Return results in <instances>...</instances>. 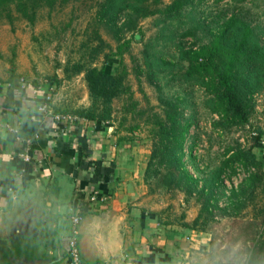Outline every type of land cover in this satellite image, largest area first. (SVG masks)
Segmentation results:
<instances>
[{"label": "rangeland", "instance_id": "obj_1", "mask_svg": "<svg viewBox=\"0 0 264 264\" xmlns=\"http://www.w3.org/2000/svg\"><path fill=\"white\" fill-rule=\"evenodd\" d=\"M172 1L161 0L163 13L139 20L135 29L129 2L116 8L121 12V29L101 23L104 0L45 7L34 22L16 11H12L13 21L3 15L0 82L57 83L50 94L51 114L81 117L93 112L99 118L109 114L107 123L125 141L149 151L148 163L156 117H164L165 104L173 101L183 122L190 125L184 164L195 183L175 189L161 168L159 176L145 180L149 209L161 212L167 223L212 234L216 260L264 264V170L256 179L255 169L238 167L233 177L227 173L217 180L228 151L253 148L256 137L264 134V93L255 95L249 122L229 128L210 110V96L185 78L186 52L210 44L231 17L250 23L264 39V1L208 0L168 14L164 10ZM125 44L122 94L108 107L94 103L87 70H112V60Z\"/></svg>", "mask_w": 264, "mask_h": 264}, {"label": "crops", "instance_id": "obj_2", "mask_svg": "<svg viewBox=\"0 0 264 264\" xmlns=\"http://www.w3.org/2000/svg\"><path fill=\"white\" fill-rule=\"evenodd\" d=\"M48 85L0 82V264H66L73 209L85 264H229L212 234L149 209L147 149L110 123L42 113Z\"/></svg>", "mask_w": 264, "mask_h": 264}, {"label": "trees", "instance_id": "obj_3", "mask_svg": "<svg viewBox=\"0 0 264 264\" xmlns=\"http://www.w3.org/2000/svg\"><path fill=\"white\" fill-rule=\"evenodd\" d=\"M82 1L95 0H0V17L6 15V19L13 21L12 11H16L29 22H34L42 8L53 9L58 5ZM151 1L104 0L103 9L99 12L101 23L121 29L118 26L121 12L116 8L124 2H129L131 3L130 22L132 21L133 29H135L139 20L163 13L161 0H156L154 3ZM206 1L208 0H173L164 12L178 14L195 2ZM213 35L215 39L210 44L186 52L188 67L185 78L201 87L210 96V110L219 116L221 123L229 128L246 125L254 109L255 95L264 93L263 35L250 23L244 22L237 16L229 18L223 23L222 30ZM127 45L119 47L118 54L112 60L114 63L112 70L109 71L106 68L87 70L86 79L94 103L101 102L108 107L116 97L122 94L123 76L120 68ZM57 87V83H50L46 94H52ZM47 97L46 95V99ZM165 106V116L156 117L157 129L153 130V152L145 173V180L149 178V175L159 176L161 168H165L170 186L175 189L176 187L190 188L195 180L184 164L186 137L190 125L183 122L182 113L173 101L166 103ZM81 117L87 119L90 124L103 125L107 123L110 115L106 114L99 118L91 112L82 114ZM263 135L259 134L256 137L253 148L228 151L218 170L217 180L221 181V176L227 173H231L233 177L238 167L248 171L255 169L258 174L253 178L259 179V172L264 170Z\"/></svg>", "mask_w": 264, "mask_h": 264}, {"label": "built area", "instance_id": "obj_4", "mask_svg": "<svg viewBox=\"0 0 264 264\" xmlns=\"http://www.w3.org/2000/svg\"><path fill=\"white\" fill-rule=\"evenodd\" d=\"M50 99L51 96L48 95L47 103H45L40 107V111L46 115L51 114L50 106H49ZM58 117H59L57 118L58 120L62 119L61 116ZM23 158L27 162L31 160L30 157L27 155H25ZM105 201L106 199L103 196L99 195L98 193H94L90 198L91 203H100ZM70 221H71V238L69 242L68 260L66 264H85L82 260L81 248L79 243L80 226L83 221V217L80 211H75V209H73V212L70 216Z\"/></svg>", "mask_w": 264, "mask_h": 264}]
</instances>
